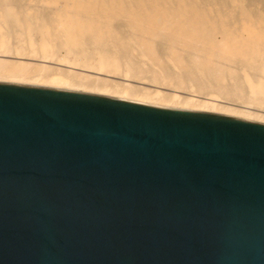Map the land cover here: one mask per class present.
<instances>
[{
	"label": "water",
	"instance_id": "95a60500",
	"mask_svg": "<svg viewBox=\"0 0 264 264\" xmlns=\"http://www.w3.org/2000/svg\"><path fill=\"white\" fill-rule=\"evenodd\" d=\"M0 264H264V124L0 82Z\"/></svg>",
	"mask_w": 264,
	"mask_h": 264
},
{
	"label": "bare ground",
	"instance_id": "6f19581e",
	"mask_svg": "<svg viewBox=\"0 0 264 264\" xmlns=\"http://www.w3.org/2000/svg\"><path fill=\"white\" fill-rule=\"evenodd\" d=\"M0 82L264 124V0H0Z\"/></svg>",
	"mask_w": 264,
	"mask_h": 264
},
{
	"label": "rangeland",
	"instance_id": "374dc122",
	"mask_svg": "<svg viewBox=\"0 0 264 264\" xmlns=\"http://www.w3.org/2000/svg\"><path fill=\"white\" fill-rule=\"evenodd\" d=\"M226 105H229V106H231L232 108H242L241 106H237V105H240V104H237V105H235V104H233V103H231V104H226Z\"/></svg>",
	"mask_w": 264,
	"mask_h": 264
}]
</instances>
